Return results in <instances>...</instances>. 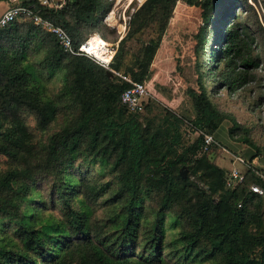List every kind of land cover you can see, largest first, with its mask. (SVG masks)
<instances>
[{
    "label": "trees",
    "instance_id": "trees-1",
    "mask_svg": "<svg viewBox=\"0 0 264 264\" xmlns=\"http://www.w3.org/2000/svg\"><path fill=\"white\" fill-rule=\"evenodd\" d=\"M238 1L200 2L202 26L196 35V51L201 49L199 53H206V58L207 40L219 28L216 50L211 53L213 82H205L204 64L198 68L200 105L189 121L197 131L214 133L224 122L222 111L212 100L215 94L222 90L234 94L256 80L261 60L253 44L263 32L255 15V30L233 23L240 8ZM176 2L172 11L169 0H146L137 13L159 7V32L167 36L173 18L195 7V0ZM33 3L22 1V5ZM100 10V0H67L60 10L37 5L38 14L63 28L76 47L93 32L105 40L96 15ZM24 22L14 21L0 30V49L15 45L17 39L22 46L29 38L46 33ZM46 36L52 39V35ZM52 42L46 70L53 73L67 68L72 76L67 95L78 116L45 143L35 135L54 122L57 106L34 98L33 90L18 85L22 78L0 67V162L4 164L0 167V221L11 223L17 236V241L11 242L0 236V264H169L163 227L168 215L174 224L186 223L189 228L179 234L177 242L184 244V259L264 264L263 201L249 190L252 184L263 185L256 170L250 168L243 183L228 188L226 171L204 157L200 172L204 188L192 187L179 175L181 168L188 167L186 154L169 159L173 154L167 140L169 129L155 127L150 120L141 124L120 104V94L128 85L115 76L108 77L105 69L85 57L65 54L55 38ZM115 55L110 68L119 72L123 55L121 51ZM169 68L170 75L178 72ZM184 70L178 75L186 74L194 85L189 68ZM25 75L33 77L29 70ZM147 109L151 110L150 106ZM165 114L167 122L173 114ZM29 118L33 126L28 124ZM200 143L198 138L193 152L200 149ZM86 162L108 165L114 189L111 183L93 182ZM38 189L47 191L45 204L61 212L60 220L40 224L30 220L28 201ZM151 194L160 200L149 219L145 203ZM99 206L109 209L102 218L95 217ZM177 255L174 253V258Z\"/></svg>",
    "mask_w": 264,
    "mask_h": 264
},
{
    "label": "rangeland",
    "instance_id": "rangeland-1",
    "mask_svg": "<svg viewBox=\"0 0 264 264\" xmlns=\"http://www.w3.org/2000/svg\"><path fill=\"white\" fill-rule=\"evenodd\" d=\"M100 1L102 10L97 12L96 15L101 20L100 30L105 36L104 41L114 44L116 53L121 51L123 55L119 67L120 74H126L132 79L145 80L146 75H149L156 52H176V57L170 65H177L180 71H183L184 68H189L192 79L197 83L199 79L198 68H201L202 64H204L202 72L204 73L205 82L209 84L213 82L215 61L213 58L211 59L213 57L211 53L216 50L215 41L219 26L216 28L217 31L215 29L207 40L206 51L209 52V57L206 58V53H204L205 56L199 53L202 52L201 49L196 51V35L202 26L201 0H195V7L191 12L186 11L180 16L173 18V27L167 36L166 33L161 35L159 32V24H161L159 7H153L142 14L137 13L146 0ZM176 1L178 0H169L172 11L174 6L177 5ZM238 4L240 8L236 11L237 19L233 23L239 22L244 26H250L252 30H255L256 26L259 25L263 32V34L256 35V41L253 44L255 54L259 56L261 63L260 67L255 71L256 80L254 82L234 94H228L225 90H222L214 96V103L224 115V122L214 133L195 130L191 127L186 117L184 118L182 114H177L176 111L170 109L159 100L161 96L166 99L170 94L173 95L170 88L172 87L171 81L172 78L174 79L172 77L174 75L181 77L183 81L187 82L188 86H193L186 74L181 73L178 75L179 69L172 76L162 79L157 77L152 80V84H150L152 92H155L157 97H152L153 99L151 100L149 98L148 106H150L151 110L147 109L148 106L141 114H132L126 110L128 114L137 116L143 125L150 120L155 127L162 125L163 128L169 129L167 140L173 150V154L169 159L186 154L189 164L188 167L185 166L186 177L184 179H187L188 184L192 185V187L196 185L198 188H204L200 172L202 166L206 163L203 161L204 157H206L207 162L209 161L212 164L209 160V155L212 151L213 157L218 158L220 155H226L224 159L227 162L229 161L228 163L233 162L236 157L247 162L245 170L241 171L243 174L247 172L250 166L249 163H251V167L254 170L264 175V0H239ZM254 15L257 18V25L254 23ZM218 16L216 17L218 18ZM94 34L101 38L100 34L94 32L87 35V38ZM20 38L25 41L26 36L22 35ZM31 38L24 42L22 46L18 44L19 40L17 39L15 45L11 43L0 49V67L7 73H11L17 78H22L18 80V85L33 90L34 98L43 102L51 101L57 106L58 112L54 122L45 131L38 132L35 135L36 140L45 143L51 134L75 121L78 116V110L72 104L71 97L67 95L68 86L72 84V76L68 73L67 68L62 67L60 70L50 73L45 67V59L54 46L52 42L54 37L52 36L50 40L46 33L41 32L36 38ZM13 47L15 51H9ZM19 47L22 51H18ZM175 69L173 66V71ZM28 70L32 72L33 77L25 75ZM112 77L114 78V75ZM160 80L163 81V85H159ZM167 108L172 110L173 115L169 118V121L164 122L165 112L170 111ZM28 124L30 126L34 125L30 118L28 119ZM204 133L213 135L215 143L206 153H203L201 149L193 152L198 138H201L202 143V134ZM85 165L88 167L89 178L93 182L111 183V188L114 189L116 184L108 165H101L99 162L93 164L86 162ZM0 167L4 168L3 161L0 162ZM236 167L238 169L244 168L238 163ZM228 173L226 171V174ZM46 192L45 189L43 191L38 189L33 192L30 201H28L29 212L32 217L30 220L36 224L48 219L60 220L62 216L59 210H53L45 204ZM261 199L263 201L261 219L264 222V198ZM159 200L160 198L155 194H151L150 198L147 199L145 205L149 219H152L150 217L152 211H156L158 208ZM108 213L109 209L102 206L95 208L96 218H102ZM170 216L172 215H168L163 223L169 264L222 263L221 258L213 260L184 259L186 254L184 252V244L177 242L180 238L179 234L189 228L186 223L174 224ZM1 235L6 242L17 241L14 227L8 221H0ZM174 253H178L176 258H174Z\"/></svg>",
    "mask_w": 264,
    "mask_h": 264
},
{
    "label": "built area",
    "instance_id": "built-area-1",
    "mask_svg": "<svg viewBox=\"0 0 264 264\" xmlns=\"http://www.w3.org/2000/svg\"><path fill=\"white\" fill-rule=\"evenodd\" d=\"M14 3L12 7L6 10L0 16V30L6 28L10 23L18 20L26 21L41 31L52 35L57 41L60 49L67 55L73 57H85L101 68L109 71L128 86L121 92L119 97L120 104L132 114H141L144 112L149 99V92L144 81H135L127 75L120 74L112 70L111 63L116 54V46L110 43L100 44L99 51L103 53L105 58H100L96 55L98 48H94L90 44L92 36L85 39L79 46H74L69 34L61 27L54 25L49 20L43 19L37 12V5L53 10H60L67 0H32L31 5H22L20 0H10ZM37 3V5L35 4ZM103 40V39H102ZM215 143L213 135L209 133L202 134L201 151L206 153ZM235 160L241 164L245 163L239 157ZM257 174V173H256ZM263 181V185L252 184L249 187L250 192L256 194L260 198H264V175L257 174ZM244 181V174L238 169H232L226 179V187L232 188L240 185Z\"/></svg>",
    "mask_w": 264,
    "mask_h": 264
},
{
    "label": "crops",
    "instance_id": "crops-1",
    "mask_svg": "<svg viewBox=\"0 0 264 264\" xmlns=\"http://www.w3.org/2000/svg\"><path fill=\"white\" fill-rule=\"evenodd\" d=\"M24 0H20V2H22ZM14 5V3H11L10 0H0V16L6 11L8 10L10 7H12ZM173 52H156V55L153 59L154 62H152V66L150 68L149 71V75H146L145 81H146V86L149 92V98L150 100L153 99L152 97L156 98L157 96L155 95V92H152V88L151 85L152 84V80L157 78L158 79H162L164 77L167 76H172L170 75V71L168 69H170L169 67H175L176 69L180 68L177 67V65H170L173 62ZM158 68V73H156V69ZM173 71V70H172ZM182 76V75H181ZM160 77V78H159ZM174 77V79L172 78V87L170 89H172L173 95L170 94V96L166 99H164L162 96L159 98L160 101H162V103H165L170 109L174 110L177 112V114H182V116L188 119V121H190L191 119H193L194 114L198 108V106L200 105V91H199V87L198 84L195 83L193 86H188L187 82L183 81V79L181 77H178L176 75L172 76ZM162 80H160L159 85H163L162 84ZM221 91H219L218 93H220ZM217 93V94H218ZM216 95V94H215ZM214 95V96H215ZM214 96L212 97V100L214 98ZM148 99V101H150ZM214 102V101H213ZM149 105V102H148ZM169 108H167L168 110H170ZM172 110H170V112H172ZM173 111V112H174ZM225 151V150H224ZM224 157H226V155H220L218 158L217 157H213V151L210 153L209 155V160L211 161V163L215 166H217L218 168H221L225 171L230 172L232 169H238L236 167L237 163L239 165H241L242 167H244L243 169L239 168L238 170L241 172L242 170H245V166L247 165V162L241 164L239 162H237L234 158L233 162L228 163ZM226 163V164H225ZM249 163V161H248ZM249 168H252V164L249 163ZM246 173V172H244ZM257 174L263 175L260 172L256 171ZM228 175V174H227Z\"/></svg>",
    "mask_w": 264,
    "mask_h": 264
},
{
    "label": "bare ground",
    "instance_id": "bare-ground-1",
    "mask_svg": "<svg viewBox=\"0 0 264 264\" xmlns=\"http://www.w3.org/2000/svg\"><path fill=\"white\" fill-rule=\"evenodd\" d=\"M113 17V16H112ZM92 39L90 40V44L91 46H93L94 48H98V52H96V55L100 58H105L103 56V53L99 51L100 49V44L102 43H107L106 41L102 40L99 36H97L96 34L91 35Z\"/></svg>",
    "mask_w": 264,
    "mask_h": 264
},
{
    "label": "water",
    "instance_id": "water-1",
    "mask_svg": "<svg viewBox=\"0 0 264 264\" xmlns=\"http://www.w3.org/2000/svg\"><path fill=\"white\" fill-rule=\"evenodd\" d=\"M106 73H107L108 77H112L111 72L107 71ZM179 175L183 179L186 177V168L185 167L181 168Z\"/></svg>",
    "mask_w": 264,
    "mask_h": 264
}]
</instances>
